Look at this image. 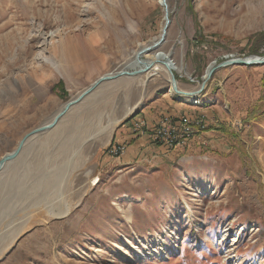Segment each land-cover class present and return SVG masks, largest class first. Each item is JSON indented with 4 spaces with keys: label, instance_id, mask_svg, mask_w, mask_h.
Masks as SVG:
<instances>
[{
    "label": "rangeland",
    "instance_id": "obj_1",
    "mask_svg": "<svg viewBox=\"0 0 264 264\" xmlns=\"http://www.w3.org/2000/svg\"><path fill=\"white\" fill-rule=\"evenodd\" d=\"M56 1L0 0V158L165 24L161 0ZM165 1L159 52L179 89L226 57H264V0ZM168 81L154 66L103 84L4 165L0 264H264V65L217 70L197 104ZM155 94L211 102L230 135L128 164L106 153Z\"/></svg>",
    "mask_w": 264,
    "mask_h": 264
},
{
    "label": "crops",
    "instance_id": "obj_2",
    "mask_svg": "<svg viewBox=\"0 0 264 264\" xmlns=\"http://www.w3.org/2000/svg\"><path fill=\"white\" fill-rule=\"evenodd\" d=\"M196 89L198 88L184 89L182 91L189 94ZM199 98L200 100L201 98L208 100L207 94L204 96L200 95ZM214 106L215 105H212V103L209 102V106H204L203 108H186L182 103H177L175 99L170 96H158L155 94V96H151V98L148 99V102L143 108L136 112L132 118L124 121L113 131L106 153H108L109 145H112L113 149L122 146L125 148V152L119 154L120 156H117H119L120 160H123L128 164L129 162H133L134 159L147 158L151 150H155L162 154L163 152L178 151V148L171 150L165 145H160L151 139V134L155 131L154 128L164 116H169L178 120L181 116L200 118V116L204 115V117L207 118L206 121L204 119V130H201L200 133L195 135V137H192L187 146L183 148L186 149L191 145H195V142L200 143L201 140L205 138H207V141L212 138L209 143L213 146H218L217 142L222 140L225 136L228 137L230 133L229 128L220 123L218 116L210 113L209 109L213 111L214 108L211 107Z\"/></svg>",
    "mask_w": 264,
    "mask_h": 264
},
{
    "label": "water",
    "instance_id": "obj_3",
    "mask_svg": "<svg viewBox=\"0 0 264 264\" xmlns=\"http://www.w3.org/2000/svg\"><path fill=\"white\" fill-rule=\"evenodd\" d=\"M161 1L164 5V8H165L164 18H163L165 25L161 29V35H160L158 41L153 43L152 45L146 47L145 49L140 50L137 53L136 58H137V63L139 65L143 64V62H144L142 59V57L144 56V53H146L152 49L161 48V45L166 41L167 30L169 29L171 23H170V19H169L168 8L166 7V1L165 0H161ZM168 61H169V57L166 56L164 65H165L166 69H168V73H169L170 80L168 82H169L172 90L175 92V95L185 96L184 92L178 90L176 74L174 73V70L170 67V62H168ZM238 65L249 66V67H254V66H259V65L263 66L264 65V57H256L255 55H253V56L235 58L234 56H231L230 59L228 57H226L219 64L213 63V64L209 65L204 77L202 78V84L200 85V87L198 89H196L192 93H190L189 96H193V95L200 96L202 94V92L207 88L208 81L210 80V78L212 77L214 72H216L217 70L223 69L224 67H227V66H238ZM151 66H152V63L143 64L145 71L147 69H149ZM141 72L142 71L133 72L132 74H129L127 71H118V72H116L115 75H112V73H111V75H106V74L102 75L99 79H97L90 86H88V88H86V90L84 92H82L77 97H75L74 99H71V101L66 103L64 105V107L62 108V110H60L59 112L56 113V115L54 116V119L51 122L28 132L27 135L20 141V143L18 144L16 149L11 154H6V155L2 156L0 158V172L2 171V169L4 168V165L6 163H12V161L17 159V157L23 151L22 149L25 146L28 139H30L34 136L42 135V133L49 132L52 129L56 128L57 125L59 124V122L63 119V117L66 116V114H68V112L70 110H72L73 107L82 103L85 99H87L88 96H90L95 91L100 89L103 84L117 81L118 79L123 78V77H130L133 75H137L138 73H141Z\"/></svg>",
    "mask_w": 264,
    "mask_h": 264
},
{
    "label": "built area",
    "instance_id": "obj_4",
    "mask_svg": "<svg viewBox=\"0 0 264 264\" xmlns=\"http://www.w3.org/2000/svg\"><path fill=\"white\" fill-rule=\"evenodd\" d=\"M204 128V116L201 118L181 116L175 121L169 116H164L154 128L155 131L151 134V139L173 150L187 146L190 139L200 133L201 130H204ZM124 152L125 148L122 146L114 148L111 151L115 155L123 154Z\"/></svg>",
    "mask_w": 264,
    "mask_h": 264
},
{
    "label": "bare ground",
    "instance_id": "obj_5",
    "mask_svg": "<svg viewBox=\"0 0 264 264\" xmlns=\"http://www.w3.org/2000/svg\"><path fill=\"white\" fill-rule=\"evenodd\" d=\"M56 1V0H55ZM40 2V1H39ZM57 2V1H56ZM5 3V2H4ZM159 5H161V7L164 9V5H163V3L160 1L159 2ZM5 10V9H4ZM34 10V9H33ZM164 11H165V9H164ZM165 25V24H164ZM1 29V28H0ZM161 35V34H160ZM160 37V36H159ZM158 41V40H157ZM157 41H155V42H157ZM155 42H153V43H155ZM153 43H151V44H149V45H146V46H144V47H142L141 49H139L138 51H136L133 55V57L131 58V60L130 61H128L127 63H125V65L123 66V69L121 70V71H127L129 74H132L133 72H139V71H142L141 73H138L137 75H133V76H138V75H142V74H145V73H147L148 71H150L151 70V68H153L154 66L156 67V66H159V67H161V68H163V69H165V72H166V74H167V76L169 77V73H168V69H166V67H165V65H164V62H165V58H166V56H168L169 57V59L171 58L170 56V54H167V53H160L159 51V49H152V50H150V51H148V52H146V53H144V56L142 57V59H143V64H150V63H152V66L149 68V69H147L146 71H145V69H144V67H143V64H141V65H139L138 63H137V58H136V56H137V53L140 51V50H142V49H145L146 47H148V46H150V45H152ZM256 57H258V56H256ZM230 59V58H229ZM46 61L47 62H50L51 60H48V59H46ZM52 62V61H51ZM168 62H170V61H168ZM52 64V63H51ZM53 65V64H52ZM54 66V65H53ZM56 67H57V65H56ZM170 67L174 70V73H175V71H177L179 68L178 67H176V65L175 64H173V63H171L170 62ZM116 73H114V74H112V75H115ZM107 75H111V74H107ZM133 76H130V77H123V78H132ZM169 80H170V78H169ZM178 90H181L182 91V89H178ZM183 92V91H182ZM170 93H174L175 94V92L172 90V88H171V90H170ZM185 93V92H184ZM188 93V92H187ZM192 93V92H191ZM190 94V93H189ZM189 94H186L185 93V96H183V97H181V99L182 100H185V101H187L188 103H191V104H197L198 103V96H195V95H193V96H189ZM177 96V95H176ZM178 96H181V95H178ZM64 107V106H63ZM62 110V109H61ZM70 112V111H69ZM54 118V117H53ZM53 130V129H52ZM35 137V136H34ZM33 138V137H32ZM31 139V138H30ZM29 140V139H28ZM27 140V141H28ZM6 164H10V163H6ZM5 164V165H6ZM3 170V169H2Z\"/></svg>",
    "mask_w": 264,
    "mask_h": 264
},
{
    "label": "trees",
    "instance_id": "obj_6",
    "mask_svg": "<svg viewBox=\"0 0 264 264\" xmlns=\"http://www.w3.org/2000/svg\"><path fill=\"white\" fill-rule=\"evenodd\" d=\"M258 39H259V41H260V46H264V34H260V36L258 37ZM253 54H259V51H258V49H255V50H253V53H252V55ZM259 56H262V55H259Z\"/></svg>",
    "mask_w": 264,
    "mask_h": 264
}]
</instances>
